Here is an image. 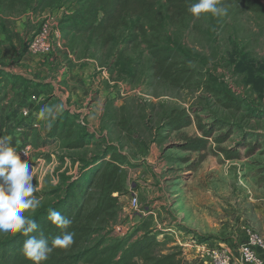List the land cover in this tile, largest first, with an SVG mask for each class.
I'll return each instance as SVG.
<instances>
[{
    "label": "rangeland",
    "instance_id": "374dc122",
    "mask_svg": "<svg viewBox=\"0 0 264 264\" xmlns=\"http://www.w3.org/2000/svg\"><path fill=\"white\" fill-rule=\"evenodd\" d=\"M77 2L34 0L24 13L0 12V67L36 84L25 93L14 85L15 74L0 75V135L15 138L19 123L13 109L31 94L52 99L46 117L53 119L59 112L74 116L67 137L52 139L48 134L55 123L45 131L46 117L40 131L34 130L33 158L45 160L43 168L35 162L31 169L39 207L57 200L54 189L63 175L77 177L86 161L111 145L128 158L122 172L125 190L115 215L91 221L90 234L79 248L122 237L113 228L125 223L128 242L148 232L158 238L152 255L179 252L183 262L204 264L182 250L176 232L199 233L234 250L249 230L264 235V0H259L258 12L229 0H219L217 6L227 9L222 16L201 13L196 18L169 11L157 30L142 28L135 16L112 32L108 43L62 30V16ZM47 22L50 52L32 54L29 44ZM150 42L174 43L200 54V62L189 64L194 77L182 86L160 77ZM229 90L243 100L240 110L222 105L221 93ZM181 110L192 116V124L169 130L167 123ZM205 128L215 129L205 146L182 147L205 138ZM227 134L222 144L215 141ZM84 135L86 146L68 147ZM219 147L238 148L242 157L227 159ZM134 192L140 209L147 210L143 219L129 208ZM98 193V188L89 189V210Z\"/></svg>",
    "mask_w": 264,
    "mask_h": 264
},
{
    "label": "trees",
    "instance_id": "16d2710c",
    "mask_svg": "<svg viewBox=\"0 0 264 264\" xmlns=\"http://www.w3.org/2000/svg\"><path fill=\"white\" fill-rule=\"evenodd\" d=\"M229 1L236 2L244 10L262 11L259 0ZM33 2L34 0H0V12L4 14L6 11L19 9L24 13L27 9L32 8ZM196 2L198 0H78L77 7L62 16L60 26L62 25L63 31L73 34H91L101 39L103 43H108L112 40V32L126 24L129 18L136 16L142 20V28L147 25L153 30H157L163 25L164 18L169 11L192 17L193 15L187 9ZM149 49L157 73L171 84L182 86L194 77V68L189 64L200 62V54L174 43L150 42ZM0 75L8 77V74L1 70ZM13 76L14 85L22 87L25 93L32 88L30 85H36L28 79ZM214 95L218 96V94ZM221 98V103L226 108L236 110L242 108L243 100L234 97L231 90L221 93ZM43 103H38L34 109L41 112L48 105L46 103L47 105L43 106ZM14 114L16 117L17 114L15 112ZM68 114V112H59L56 116L55 124L48 134L52 139H61L69 135L73 123L71 119H74V116ZM77 117L79 122L81 116ZM69 120L70 122H67ZM192 122V116L185 110H181L176 117L169 120L167 127L171 131L180 130L190 126ZM199 127L203 129L201 125ZM57 128H59V132H57ZM201 131L205 138L187 142L182 147L192 150L199 145L205 146L207 140L213 137L215 129L205 128ZM228 136L227 134L224 137H218L215 141L222 144ZM86 145L87 137L84 135L68 144V147L81 148ZM243 145L240 144V146ZM218 151L227 159L242 157L238 148L219 147ZM126 164H128V158L118 152L115 147L108 145L101 155L86 161L83 169L81 168V174L77 177L63 175L54 189L59 194L57 200L52 201L44 208L38 207L34 212L26 211L29 213L28 216L35 219L39 225V229L34 235L39 236L40 232H44L50 243L52 238L61 235L62 230L47 219L49 209L61 212L63 216L72 221L67 231L75 233L74 243L67 249L54 248L49 259L43 264H139V259L143 261V264H192L183 262L179 258V252H170L159 256L152 255L154 247L160 242L149 232L139 236L133 242H128L124 235L113 238L110 242H105L102 239L92 246L79 248L90 234L89 223L91 221L104 215H115V210L121 200L120 195L125 190L122 172ZM83 171L89 172L82 173ZM93 187L98 188L99 193L96 198L97 202L89 210L91 200L89 189ZM143 224L144 222H141L139 227H143ZM25 239L26 237L22 234L0 238V264H32L20 251Z\"/></svg>",
    "mask_w": 264,
    "mask_h": 264
},
{
    "label": "clouds",
    "instance_id": "9594fccd",
    "mask_svg": "<svg viewBox=\"0 0 264 264\" xmlns=\"http://www.w3.org/2000/svg\"><path fill=\"white\" fill-rule=\"evenodd\" d=\"M219 0H198L188 7V12L199 18L201 13L222 16L227 9L218 7ZM11 137H0V237L22 234L26 237L20 251L32 264H43L54 248L67 249L74 243V232L67 231L72 221L55 209H49L47 219L62 230L49 242L44 232L34 235L39 225L35 219L25 215L35 211L41 204L33 193L34 177L28 159L21 160L10 143Z\"/></svg>",
    "mask_w": 264,
    "mask_h": 264
},
{
    "label": "built area",
    "instance_id": "2783aa9c",
    "mask_svg": "<svg viewBox=\"0 0 264 264\" xmlns=\"http://www.w3.org/2000/svg\"><path fill=\"white\" fill-rule=\"evenodd\" d=\"M49 32L50 28L47 22L29 44V49L32 54L39 55L50 52V43L48 41ZM39 101L40 98L38 95L31 94L28 100L24 103L17 104L13 109L17 114L16 117L19 122L16 129V135L18 137L11 138L10 143L16 152L20 153L21 160H29L32 168L35 167V162H38L37 167L41 166V168H43L41 164H45V160H34L31 142L34 130L41 128V112L34 109ZM80 122L84 123L83 117H81ZM0 137L2 136L0 135ZM129 208L137 211L136 216L139 218L147 216V210L140 209L139 199L135 192L131 195ZM129 217H131V214H129ZM113 231L118 236H124L129 233V229L125 223L115 224ZM182 232H176L178 245L182 247L184 252H193L195 254L194 257L204 264H264V235L256 231L249 230L246 240H242L236 246L235 250L228 246H218L213 239L207 238L199 233H185L184 235ZM179 234H181V238Z\"/></svg>",
    "mask_w": 264,
    "mask_h": 264
},
{
    "label": "crops",
    "instance_id": "0c3cea01",
    "mask_svg": "<svg viewBox=\"0 0 264 264\" xmlns=\"http://www.w3.org/2000/svg\"><path fill=\"white\" fill-rule=\"evenodd\" d=\"M0 70L2 71V72H5V73H7V72H11L10 70H7L6 68H2V67H0ZM78 72V71H77ZM12 74H15V73H13V72H11ZM64 74H65V72H64ZM15 75H19V74H15ZM65 76L66 77H70V78H72L71 76H70V74H65ZM25 79H28V78H25ZM28 80H30V79H28ZM31 81V80H30ZM33 83V82H32ZM36 83H41L42 84V82H36ZM68 84H70V82L68 83ZM51 86V85H50ZM50 86H48V87H50ZM17 87H18V85H17ZM33 88V87H32ZM31 88V89H32ZM76 88V87H75ZM75 88H72L73 90H75ZM30 89V90H31ZM44 89H45V92H49L48 90H47V88L44 86ZM102 90V89H101ZM76 92V91H75ZM101 92V91H100ZM79 94H80V92H78ZM72 94H73V92H72ZM53 95H54V93H53ZM56 95V94H55ZM39 96V98H40V101H39V103L40 102H43L44 101V103H43V106L44 105H47V104H49L51 101H52V99H50V100H48L47 101V99L45 98V99H43L42 98V96H44V95H38ZM58 98H59V96L58 95H56ZM63 100H59V99H57V103L58 104H63L64 105V101L62 102ZM47 103V104H46ZM60 109V108H59ZM72 112V111H71ZM59 114V113H58ZM41 115H42V117H41V120L40 121H43V120H45V117H46V107L45 108H43L42 109V111H41ZM47 118V122L45 123V131H48V129H49V124L51 123V121H53V120H55V118H56V115L55 116H53V119L51 118V117H46ZM41 129V128H40ZM40 129L39 130H37V132L38 131H40ZM6 133H8V132H6ZM6 133H4V134H6ZM33 133H36V132H33ZM15 135V138H17L18 137V135H16V134H14ZM31 139H34L33 138V134H32V138ZM39 141V135L37 134L36 135V142H38ZM37 145V144H36ZM44 150H45V148H44ZM53 157H54V155H52ZM245 240H246V238H244Z\"/></svg>",
    "mask_w": 264,
    "mask_h": 264
}]
</instances>
